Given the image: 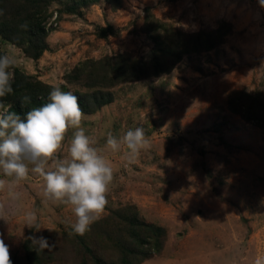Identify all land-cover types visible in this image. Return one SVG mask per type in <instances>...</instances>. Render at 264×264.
Here are the masks:
<instances>
[{
    "label": "rangeland",
    "instance_id": "obj_1",
    "mask_svg": "<svg viewBox=\"0 0 264 264\" xmlns=\"http://www.w3.org/2000/svg\"><path fill=\"white\" fill-rule=\"evenodd\" d=\"M66 3L49 8L48 25L56 28L40 59L1 34L0 53L14 54L21 73L39 83L82 95L105 89L90 78L70 80L78 66L93 63L89 71L100 73L116 59L150 60L156 44L145 29L151 20L183 35L211 34L226 25L216 49L185 55L168 74L121 84L109 90L112 103L83 113L95 147L103 149L110 134L122 137L136 127L149 140L132 163L123 145L102 153L113 180L107 206L83 235L86 243L109 261L114 242L102 226L120 229V215L137 214L165 231L162 252L143 264H255L264 257V130L230 105L242 94L264 101V8L257 0H102L66 14ZM73 131L59 155H66ZM15 191L13 199L0 190V238L10 256L21 257L30 236L47 233L51 245L70 252L52 264H94L83 250L70 251L71 206L45 200L42 177L29 175ZM32 211L45 228L39 233L25 225Z\"/></svg>",
    "mask_w": 264,
    "mask_h": 264
},
{
    "label": "trees",
    "instance_id": "obj_2",
    "mask_svg": "<svg viewBox=\"0 0 264 264\" xmlns=\"http://www.w3.org/2000/svg\"><path fill=\"white\" fill-rule=\"evenodd\" d=\"M102 0H0V34L2 37L21 49L28 57L40 59L48 46L46 40L56 26L48 25L52 14L49 8L55 2L63 4L66 14H80V10L95 5ZM111 4L117 0H107ZM222 24L215 33H198L197 35H183L172 31L165 23L151 20L146 24V33L150 35L156 44L149 61L145 59L133 60L124 57L122 60H114L111 66L101 67L100 73L95 70L89 71L86 62L78 66L68 77L70 80L80 81L93 79L95 84L105 89L97 93L82 95L74 93L79 98L81 110L85 114L98 111L102 107L113 102V94L109 91L121 84L138 82L153 76H161L171 72L172 68L179 63L187 54L206 52L216 49L224 39L226 31ZM172 38V39H171ZM170 41V43H168ZM14 93L5 98V102L11 103L14 110L22 117L26 116L31 107L42 106L47 102V96L53 87L39 83L34 77L26 76L15 66L13 79ZM24 96L31 97L30 104H22ZM241 99L231 102L230 110L242 119L264 130V101L260 97H249L247 94L240 95ZM117 215L116 213H113ZM120 229L110 231L109 227L102 226L112 240L114 250L108 261L95 255L93 249L86 243L83 236L75 235L72 241V249L85 252L92 258L94 264H143L158 256L164 245L165 231L162 228L141 221L137 214H124ZM126 226L127 228H124ZM101 233V231H100ZM104 234V233H103ZM48 234H45L47 238ZM106 235L102 239L106 240ZM48 239V238H47ZM53 245V244H52ZM61 246H55L51 250L37 252L31 246L30 240L25 245L21 257L10 256L11 264H52L69 259L70 252H62ZM77 254L76 251H73ZM81 264H89L82 262Z\"/></svg>",
    "mask_w": 264,
    "mask_h": 264
},
{
    "label": "clouds",
    "instance_id": "obj_3",
    "mask_svg": "<svg viewBox=\"0 0 264 264\" xmlns=\"http://www.w3.org/2000/svg\"><path fill=\"white\" fill-rule=\"evenodd\" d=\"M257 2L264 8V0ZM16 64L14 54L0 53V177H3L0 178V190L7 189L15 199L19 196L15 187L21 181L29 175L42 177L45 200L71 206L75 217L71 231L83 236L108 204L113 168L102 154L104 150L119 152L123 145L128 162L132 163L149 147V140L145 130L136 127L122 137L110 134L103 149L95 147L82 126L84 114L78 96L60 86L50 90L46 103L31 107L22 117L13 104L5 102V98L14 93ZM21 103L30 104L31 97L24 96ZM70 129L74 131L66 155L61 156ZM25 225L34 233L45 229L35 211L25 215ZM28 239L37 252L54 247L43 235H32ZM0 264H11L8 246L2 238ZM255 264H264V257H257Z\"/></svg>",
    "mask_w": 264,
    "mask_h": 264
}]
</instances>
